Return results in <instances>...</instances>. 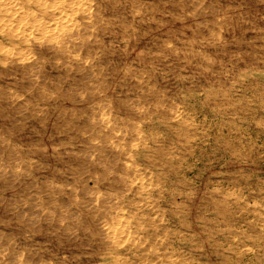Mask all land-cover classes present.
<instances>
[{
	"label": "rangeland",
	"instance_id": "obj_1",
	"mask_svg": "<svg viewBox=\"0 0 264 264\" xmlns=\"http://www.w3.org/2000/svg\"><path fill=\"white\" fill-rule=\"evenodd\" d=\"M10 1L0 264H264V0Z\"/></svg>",
	"mask_w": 264,
	"mask_h": 264
},
{
	"label": "bare ground",
	"instance_id": "obj_2",
	"mask_svg": "<svg viewBox=\"0 0 264 264\" xmlns=\"http://www.w3.org/2000/svg\"><path fill=\"white\" fill-rule=\"evenodd\" d=\"M92 1H95V0H36L34 2H35V5L37 6V8L39 9V11L41 13H49L48 12V10H49V11L52 12L51 15L53 16V19H51V20L56 21V23L65 24V23H68L69 22V20H70L71 17L74 18V16H77L76 14L81 13L82 15L86 16L90 12V7L89 8H86V6H88V3L92 2ZM0 13H5L7 15V17H6V19L4 21L2 19L3 22H1V23H3V24L0 23L1 24V26H0V32L3 34L2 41L0 40V63H3L4 65H7L8 62H9L7 57H12V55H13V51L12 50H9L8 48L3 47V44H5L6 41H10V42L13 43V42H16L17 40H20V41H23L25 43H30L31 44L34 41H36L37 38L40 39L39 36L36 37L35 35H33V32H32L33 29H32V31L31 30H27L28 27H30V28L34 27V29H36L37 31H44L42 33V35H40L41 36V39L50 42V41H53L56 38L55 37L56 36L55 30L57 28H58V30L60 29L58 27V24H55V23H54L55 25L52 24V25H48V27H47V25L42 24L41 22H39L40 20L35 19L33 16H31V18L33 20L29 24L27 22V16H26L27 14H24L22 8L16 2H12L10 0H0ZM90 16L88 17L89 19H90ZM71 24H72V22H71ZM65 25H67V24H65ZM72 26H75V25L72 24ZM72 29H73V27H72ZM62 32H64V31H62ZM43 40H41V41H43ZM61 40H63V39H61ZM56 43L58 44L59 43V40H56ZM60 43H61V41H60ZM23 53H25V52H23ZM123 219H124V217H123ZM120 221L121 220H119L118 223H120ZM121 223H122V221H121ZM121 223H120V225H121ZM106 227H108V225ZM113 227H114V224H113ZM111 228H112V225H111ZM111 228H104L105 229L104 232H106V235L107 234L109 235L110 232L113 234V232L111 230H115V227H114V229L113 228L111 229ZM120 228L121 227H119V230H120ZM124 233H120L121 236ZM120 234L117 237V239L120 238ZM125 238H126V236H125ZM135 238H134V240H135ZM117 245H119V244H117ZM113 246H111V247H113Z\"/></svg>",
	"mask_w": 264,
	"mask_h": 264
}]
</instances>
